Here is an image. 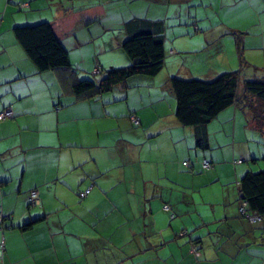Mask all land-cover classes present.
Listing matches in <instances>:
<instances>
[{
    "label": "crops",
    "instance_id": "obj_1",
    "mask_svg": "<svg viewBox=\"0 0 264 264\" xmlns=\"http://www.w3.org/2000/svg\"><path fill=\"white\" fill-rule=\"evenodd\" d=\"M94 5L105 15L72 14ZM68 13L63 43L79 77L131 63L122 43L134 16L166 21L164 68L76 95L62 70L38 71L13 31ZM242 65L247 79L264 77V0H0V110L14 111L0 121V205L16 225L0 227V264H264V216L240 214L242 176L264 167V127L235 102L210 121L212 151L202 149L177 119L172 88L173 76ZM227 145L234 164L215 153ZM36 187L42 202L30 208Z\"/></svg>",
    "mask_w": 264,
    "mask_h": 264
},
{
    "label": "trees",
    "instance_id": "obj_2",
    "mask_svg": "<svg viewBox=\"0 0 264 264\" xmlns=\"http://www.w3.org/2000/svg\"><path fill=\"white\" fill-rule=\"evenodd\" d=\"M23 4L26 3H21V8L29 5L25 6ZM102 10L105 11L104 8ZM97 11L98 9L96 5H94L73 11L72 14H77L79 17H82V15L87 12H93L94 16L97 17L105 15L104 13L98 15ZM69 14L70 13L34 23L16 24L13 27V31L18 43L24 48L28 57L36 65L38 71H47L51 69L62 70L64 72L63 79L66 80L67 78L71 81L72 91L76 95L85 96L99 94L111 90L119 83L125 84L129 78L137 75L148 77L156 76L164 68L168 54L165 45L166 21L164 19L134 16L125 23L127 36L122 43V47L130 58L131 63L125 67H111L99 78L97 76L79 77L76 69L72 65L69 49L63 43L64 37L69 35L70 31L61 24L66 26V18L70 16ZM245 67L246 65H242L237 70L223 72L211 79L198 77L183 78L180 76L172 77V88L176 96L175 112L177 119L182 125L194 128L198 147L202 149H208L210 147L208 124L212 119L218 116L223 109L235 102H244L252 106L256 120L263 129L264 77L256 76L247 79L244 76ZM255 102L257 104H254ZM3 109H1L0 112ZM133 114L134 113L130 114L132 121ZM133 123L140 124V122L135 123L134 121ZM255 158L254 160H256ZM208 162L210 163L208 167H205L203 164V167L206 169L212 166V163L210 161ZM184 164L190 166L189 161H184ZM35 190L38 191L37 199L32 198L33 191ZM83 191H80V196L82 198L90 193L83 195ZM240 192V214L250 220H252L251 216L263 217L264 168L261 170H247L240 180ZM41 202L39 189L37 187L31 189L28 207L32 208L39 206ZM166 206H169V208H166ZM242 208L245 210L242 211ZM163 209L170 211L171 218L176 216L169 203H165ZM11 218L12 216H7L3 212L2 206L0 205L1 229L16 226L11 221ZM36 220H26L20 224L19 227L22 229H29ZM193 246L194 245H192V250L195 251V247ZM0 247H2L0 256V260L2 261L5 254L4 240L0 242Z\"/></svg>",
    "mask_w": 264,
    "mask_h": 264
},
{
    "label": "rangeland",
    "instance_id": "obj_3",
    "mask_svg": "<svg viewBox=\"0 0 264 264\" xmlns=\"http://www.w3.org/2000/svg\"><path fill=\"white\" fill-rule=\"evenodd\" d=\"M173 12H175V9H171ZM2 15V14H1ZM180 25H170L169 26V28H168V30H169V33H171V32H173V30L174 29H176V28H178ZM187 25H181L180 27H186ZM190 27H191V31L192 32H194L193 33V35H197L198 33L197 32H195L196 31V27H195V25L194 24H191L190 25ZM259 74H261V73H259ZM99 76V75H98ZM257 76H260V75H257ZM256 77V76H255ZM237 151H238V153H239V151H241L242 149H241V144H239L238 143V146H237V149H236ZM201 151V150H200ZM203 151V150H202ZM207 151H212L211 149H207ZM234 150H233V147L232 146H230V145H227V146H225V148H223V150L222 149H217L216 151H215V153H216V155L217 156H219V157H225L226 158V160H228V162L229 163H231V164H234V159L236 158V156L235 157H232V155H233V152ZM252 161V160H251ZM260 162H263L264 163V157H260ZM264 167H257L255 170H261V169H263ZM227 174H229V173H226V171L224 172V176L225 175H227ZM213 185H215V184H211L209 187H212ZM208 188V187H207ZM212 202V201H211ZM206 206L207 207H211L212 208V206L210 205V203H207L206 204ZM222 207H223V205H219L218 204V209L220 210V209H222Z\"/></svg>",
    "mask_w": 264,
    "mask_h": 264
},
{
    "label": "built area",
    "instance_id": "obj_4",
    "mask_svg": "<svg viewBox=\"0 0 264 264\" xmlns=\"http://www.w3.org/2000/svg\"><path fill=\"white\" fill-rule=\"evenodd\" d=\"M25 6H27L28 4H23ZM96 72H99V71H96ZM13 109L11 107H6L4 108L1 112H0V120H3V119H6V118H9V117H12L13 116ZM132 119L135 123H139L140 122V119L135 115L133 114L132 115ZM242 160L239 159L238 162H241ZM204 166L205 167H208L210 166V163L208 161H204ZM90 189L91 187L87 188L85 191L82 192L83 195H86L87 193L90 192ZM33 199H37L38 198V191L35 190L33 191V196H32ZM166 208H169V206H166ZM245 209L242 208V211H244ZM251 219L256 221L257 219H260V217L258 216H251ZM2 246V245H1ZM1 253H2V247H0V256H1Z\"/></svg>",
    "mask_w": 264,
    "mask_h": 264
}]
</instances>
